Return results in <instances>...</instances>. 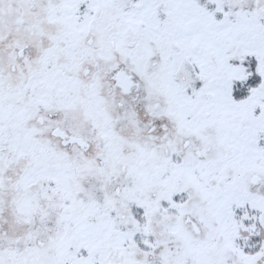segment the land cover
I'll return each mask as SVG.
<instances>
[{"label":"snow or ice","instance_id":"snow-or-ice-1","mask_svg":"<svg viewBox=\"0 0 264 264\" xmlns=\"http://www.w3.org/2000/svg\"><path fill=\"white\" fill-rule=\"evenodd\" d=\"M0 264H264V0H0Z\"/></svg>","mask_w":264,"mask_h":264}]
</instances>
